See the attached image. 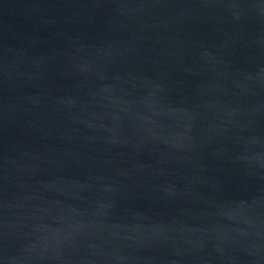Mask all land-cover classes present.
I'll use <instances>...</instances> for the list:
<instances>
[{
	"label": "water",
	"instance_id": "95a60500",
	"mask_svg": "<svg viewBox=\"0 0 264 264\" xmlns=\"http://www.w3.org/2000/svg\"><path fill=\"white\" fill-rule=\"evenodd\" d=\"M0 264H264V0H0Z\"/></svg>",
	"mask_w": 264,
	"mask_h": 264
}]
</instances>
